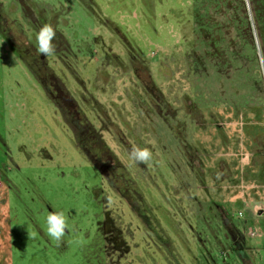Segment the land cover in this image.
Listing matches in <instances>:
<instances>
[{
	"label": "flooded vegetation",
	"instance_id": "1",
	"mask_svg": "<svg viewBox=\"0 0 264 264\" xmlns=\"http://www.w3.org/2000/svg\"><path fill=\"white\" fill-rule=\"evenodd\" d=\"M13 1L20 8L18 18H12L10 10L3 11L4 4L0 1V34L19 55L69 131L76 151L94 168L101 181L95 189L83 191L86 200L78 201L84 206L82 217L90 230L85 231L71 219L74 212L70 215L69 212L73 207L68 205L67 213L65 208L62 211L70 227L59 246L43 230L47 212L56 208L55 200L47 196L49 188L42 189L40 200L44 204L39 200H34V204L25 203L31 226L42 234V242L36 243L38 249L54 251L58 256L69 245L75 248L70 249L73 258L90 259L92 264H245V259H257V254L264 249L248 248L247 243L256 235L246 227L250 221L245 217L248 210L244 208H247L245 202H257L262 194L256 193L255 175L252 177L251 171L241 163L245 158L242 146L248 126L259 127L264 123L260 92H257L258 100L251 97L250 105L240 103L239 98L235 101L233 94L241 96L242 93L239 95L237 84L229 85L230 78L235 76L242 84L243 76L230 68L215 70L208 60H200L196 41L190 46L183 42L180 19L174 17L171 9L167 15L161 14L160 20L162 24L173 21L178 27L182 59L175 52L163 54L157 48L148 53L132 52L117 28L111 36L120 45L114 48L111 40L97 37L88 53L81 50L76 53L65 28L55 17L50 23L56 32L52 41L55 54L45 57L37 52L36 34L49 22L34 17L29 0ZM86 2H83L85 6ZM77 54L83 57L80 63L74 62ZM204 55L212 61L209 49L204 50ZM158 56L161 81L155 80L152 73L158 65L155 61ZM84 61L88 63L83 64ZM179 66L188 90L181 94L180 89L173 92L176 70H181ZM210 72L221 77L214 75L217 85L231 93L230 101H215L214 93L219 94L220 90L214 91L210 83L211 88L205 91L204 87L201 92L206 93L207 103L200 102L197 111L189 93L192 90L199 93V82L190 76L198 73L201 77ZM135 83L136 93L131 96L126 87ZM228 86H232L231 90ZM118 94L120 99L116 103L114 98ZM119 103L123 110L118 108ZM170 118L172 123L168 122ZM164 120L166 132L153 131L154 124L160 125ZM141 130L150 133L148 136L145 132L143 140L139 136ZM169 141L175 147L172 150H168ZM133 145L149 148L154 158L166 156V160H160L162 169H158L160 172L168 169L166 173L173 174H160L162 187L172 189L173 198L164 201L162 206L149 204V199L143 197L147 193L144 195L139 188V193L134 190L133 179L137 176L156 181L160 177L147 176L139 164L130 163ZM9 171L0 162V264H13L15 236L21 233V228L11 220L13 184ZM152 193H155L153 187ZM88 200L96 213L85 207ZM254 211L256 215H264L263 207L255 206ZM165 218L168 223H164ZM213 248L218 256L211 255ZM46 255L43 251L40 257L50 259Z\"/></svg>",
	"mask_w": 264,
	"mask_h": 264
},
{
	"label": "rangeland",
	"instance_id": "2",
	"mask_svg": "<svg viewBox=\"0 0 264 264\" xmlns=\"http://www.w3.org/2000/svg\"><path fill=\"white\" fill-rule=\"evenodd\" d=\"M0 1L4 4L3 11L10 10L12 18L19 17L20 8L13 0ZM86 1L29 0V7L34 17L39 20L49 22L50 24L51 19L55 17L60 21L61 26L65 28L67 36L70 37V44L71 46L73 45L76 53H79L80 50L88 53V49L93 48V41L97 37L107 42L111 40L114 43V48L116 45H120L118 40H116L117 38L111 36L113 29L116 30L117 28L121 30L123 38L130 45L132 52L135 50L137 54L140 52L148 53L157 48L163 54L175 52L177 57L183 58V53H181L183 46L179 42L178 27L173 21L162 24L160 16L161 14L163 16L167 15L171 9L172 14L175 13L174 17L181 19L179 16H185L184 20L190 21L187 10L189 4L193 3L194 0H162L163 2L159 0H92V3ZM83 2H86L85 4L90 7L87 9V6ZM23 26L25 28L24 24ZM161 38H164V41H161ZM127 49H129V46H127ZM257 51V56L260 54L259 58L257 57L259 60V65L256 69L257 80L261 81L264 91V63L258 46ZM75 59L77 60H74L75 63H80L83 57L77 54ZM155 61L158 62V65L154 67L152 73L155 80L161 81L163 74L157 71L159 69L160 57L158 56ZM84 63L88 62L84 61ZM82 65L81 68H83ZM180 69V71L176 70L175 73L176 78L173 92L180 89L181 94L182 91L188 92V90L187 85L180 76L182 67ZM214 75L221 78L216 72H210L209 75L203 74L201 77H199L198 73L191 74L190 76L191 80H194L196 77L197 82H199V84L197 83L199 93L194 90L189 93L190 97L194 99L197 111L201 106L200 102H206V93H201L202 88L205 87V91L209 90L211 88L210 83L213 84L212 89L214 91L220 90L219 94L214 93L216 97L214 98L215 101L219 100L220 103L230 101L231 93L229 92L230 94H228L224 86L217 85V78ZM231 75H234V72H231ZM230 80L231 83L229 85L232 83V85L237 84L241 91L239 95L242 93L241 96L233 94V97L236 98L235 101H238L239 98L240 103L250 105V102L253 100L251 97L257 96L255 89L252 90L250 84L252 81L250 82L247 78L241 84L239 82L240 79H237L235 76H232ZM166 86L164 87V91H166ZM126 88L131 96L135 95L137 89L136 83L135 86H128ZM231 88L232 86H228L229 90ZM120 89L122 90L121 87ZM119 96L118 94L114 98L116 103L120 99ZM261 96L264 99V95L261 94ZM256 100H258V97H256ZM262 102L264 103V100ZM120 105L119 103L118 108L123 110V107ZM168 122L172 123L173 119L170 118ZM163 123H165V120L161 121V127L154 124L155 129L153 131L165 133L166 127L162 125ZM145 132L141 130L139 135L142 138L141 140L144 139L142 135ZM0 134L2 135L0 162L10 169V179L13 184L10 189L11 206L13 208L11 220L14 226L21 228L22 233V235L20 233L15 236L16 245L13 249V264H92L90 259H77L76 257L74 259L71 256L70 249L75 248L69 245L64 251H61L63 254H59L60 256H56L54 251H50L51 254L47 250L41 249L40 251L36 245V243L42 242V234H39L34 226H31L32 222L25 209V203L34 204V200H39V203L42 202L40 200L43 199L41 197L42 189L43 186H47L49 188L47 196L49 195L50 198L55 200V210L62 211L71 204L73 208L69 212V215L74 212L71 219L76 221L79 227L85 231H89L90 228L82 217L81 210L84 206L80 205L78 201L80 198L86 200V195H84L83 191L95 189L101 181L99 174L94 168L80 157L74 147L69 131L60 121L54 107L46 100L28 69L23 65L19 55L8 47L1 34ZM146 134L149 136V131ZM139 136L138 139L140 138ZM132 138H135L133 134ZM147 138L145 136V139ZM168 143V150L175 148L172 146L173 142L169 141ZM161 158L166 160V156H162ZM161 158H154L153 154L152 160L148 164H139L137 166H141L142 171L147 176L150 175L152 177L157 175V177H160V174L164 175L169 171L167 169L160 172L162 169V165L160 164ZM166 175L173 176L172 173H166ZM133 180L135 181H132L134 190L139 193V188L144 195L147 193L143 197L148 198L149 204L153 206H162L164 201L173 198L172 189L162 187L164 182L161 177L159 181H156L154 178L144 180L141 176H137ZM152 180L155 183H151ZM152 187L155 193H152ZM168 192H171V194ZM158 196L160 199H158ZM261 200H264V196ZM85 207L91 213H96V209L92 208V203L89 200ZM65 211L67 213L66 208ZM247 216L246 213L245 217L248 218ZM167 221V218H165L164 223H168ZM43 230L46 231V226ZM33 232L36 233V236L30 238L29 233ZM91 234H94V232ZM44 236L47 237L45 234ZM43 251L50 259L40 257ZM210 252L211 255L218 256V252L214 248ZM79 256H81V251L79 252ZM256 258L262 259L261 264H264V250H261Z\"/></svg>",
	"mask_w": 264,
	"mask_h": 264
},
{
	"label": "trees",
	"instance_id": "3",
	"mask_svg": "<svg viewBox=\"0 0 264 264\" xmlns=\"http://www.w3.org/2000/svg\"><path fill=\"white\" fill-rule=\"evenodd\" d=\"M187 13L190 21L179 16L183 42L190 46L196 41L200 60H208L215 70L239 71L252 81V90L264 95L256 73L257 46L264 63V0H194ZM206 49L212 61L204 55Z\"/></svg>",
	"mask_w": 264,
	"mask_h": 264
},
{
	"label": "crops",
	"instance_id": "4",
	"mask_svg": "<svg viewBox=\"0 0 264 264\" xmlns=\"http://www.w3.org/2000/svg\"><path fill=\"white\" fill-rule=\"evenodd\" d=\"M247 133L243 137V146L244 151V161L241 165L245 169L251 171L250 174L254 176V184L258 187L256 193L260 192L262 197L264 196V123L259 127L248 126ZM253 157V158H252ZM250 158V159H249ZM252 158V159H251ZM227 167V165H225ZM261 197V198H262ZM250 206L252 208H250ZM263 207L264 209V200H257V202H245V207L248 210V219L249 223L246 224L247 228L255 233L253 239H251L247 245L251 250L253 249H264V215H256L254 207ZM262 259H245V264H250L251 262L255 264H261Z\"/></svg>",
	"mask_w": 264,
	"mask_h": 264
},
{
	"label": "clouds",
	"instance_id": "5",
	"mask_svg": "<svg viewBox=\"0 0 264 264\" xmlns=\"http://www.w3.org/2000/svg\"><path fill=\"white\" fill-rule=\"evenodd\" d=\"M55 36L54 28L50 24H44L36 34L37 52L45 57L54 55L55 45L52 41ZM152 156L149 148L133 145L129 152V161L132 164H148ZM45 224L47 236L59 246L70 227L68 217L63 211H48ZM35 236L36 233H29L30 238Z\"/></svg>",
	"mask_w": 264,
	"mask_h": 264
}]
</instances>
